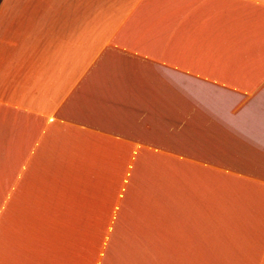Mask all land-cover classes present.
<instances>
[{
    "label": "crops",
    "instance_id": "crops-1",
    "mask_svg": "<svg viewBox=\"0 0 264 264\" xmlns=\"http://www.w3.org/2000/svg\"><path fill=\"white\" fill-rule=\"evenodd\" d=\"M0 264H264V0H0Z\"/></svg>",
    "mask_w": 264,
    "mask_h": 264
}]
</instances>
